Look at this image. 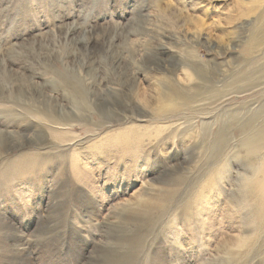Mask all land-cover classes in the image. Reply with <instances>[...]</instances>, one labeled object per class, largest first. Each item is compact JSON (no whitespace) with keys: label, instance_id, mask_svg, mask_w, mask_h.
Returning <instances> with one entry per match:
<instances>
[{"label":"rangeland","instance_id":"rangeland-1","mask_svg":"<svg viewBox=\"0 0 264 264\" xmlns=\"http://www.w3.org/2000/svg\"><path fill=\"white\" fill-rule=\"evenodd\" d=\"M0 264H264V0H0Z\"/></svg>","mask_w":264,"mask_h":264}]
</instances>
